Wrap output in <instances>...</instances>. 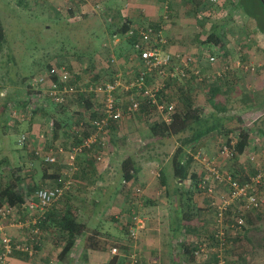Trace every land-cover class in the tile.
Returning a JSON list of instances; mask_svg holds the SVG:
<instances>
[{
  "label": "rangeland",
  "instance_id": "rangeland-1",
  "mask_svg": "<svg viewBox=\"0 0 264 264\" xmlns=\"http://www.w3.org/2000/svg\"><path fill=\"white\" fill-rule=\"evenodd\" d=\"M63 1L66 2V0H0V18L5 31V42L0 54V87L3 86L4 90L2 92L6 91L8 94H6L7 99L0 97V163L4 162V164L0 165V174L7 175L8 171L16 172L18 168L22 167L23 175L27 177L30 172L34 173L35 182H38L44 175V171L47 173L48 171L52 172L47 167H43L39 159L32 156L31 150L48 151L49 148L47 146L49 145H60V143L70 145L73 142V136L67 134L65 130L58 132L57 138L53 130L55 119L59 122H65L68 118H71L70 113L73 111L57 114L58 110L55 113H47L48 116L40 114L28 115L29 117L26 121L19 124L15 123L14 120L16 119L6 120L8 113L6 115L2 114V105L4 103H14L18 101V98H20L19 101L27 98L32 107L36 108L37 103H34L31 100L32 97H29L27 84H30L38 73L45 72L57 60H60L71 69L70 72L77 83H82L87 79L91 80L96 76L102 80L109 79L111 76L107 73L108 69L106 68L107 59L111 51L109 52V49L107 50L103 46L104 33L112 24L108 19L104 20V8L100 3L105 1L89 0L90 4L80 1L77 4L76 2L69 3L68 6ZM178 1L176 3L181 6L178 8L180 16L177 15L174 20H177V24H183L182 26L188 27L185 32L186 35L196 36L199 32L201 33V22L198 20L199 16L197 17L196 7L201 2L203 3V0ZM223 1L234 5L228 9L230 10V17L227 18L225 16L226 20L221 22L222 24H225V22L227 24L225 28L227 33L223 41L224 53H227L229 58L232 59V64L228 66V69L234 73V76L231 77V82L234 83L229 87H224V93L216 101L222 106L220 110H227L228 116L241 118L243 126L250 129L252 138L249 140L243 154H238L231 146L233 153L229 157H225L221 153V143L219 141H214L213 144L207 146L202 145L200 151L205 153L208 158L212 156V162L217 165L223 174H234L239 180H246L253 176L255 171L264 168V131L262 132L260 128L262 127L260 126V120L255 124V121L264 113V36L250 18V15H246L247 11L244 12L242 9L241 4L243 3L245 8H247L246 3L249 4V0ZM83 7H86L85 11L81 9ZM249 10L253 11L250 4ZM225 12L228 13L226 10ZM206 27L209 30V25ZM221 67L222 65L219 62L214 70L219 72ZM214 84L213 82L198 84L196 88L191 90L195 104L203 110L204 116L211 109L208 104L210 95L208 91ZM174 87L175 85L169 88V97L176 93L172 89ZM185 87L188 86L186 85ZM80 99L77 98L76 105L77 102L81 101ZM20 106L22 108L18 109V114L23 116L24 107ZM77 109L78 106H76L75 110ZM218 112L221 113V111ZM155 118L158 120L159 117L154 112L149 118H143V120L135 119L138 124L143 123L142 128L143 126L146 127V129H143L145 131L142 132V135L147 133L152 137L150 134L151 129L147 127L149 125L152 126L153 121H156ZM37 126V132L43 135V143L41 142L40 144H34V140L31 139V133L36 130ZM239 131L237 130L235 134H238ZM23 134L29 135L28 144H20L19 141ZM113 136L111 134V137ZM110 139L112 140L109 137ZM175 139L163 143L157 142L148 147L149 158H146L151 166L156 167L155 169L161 166H165V169L169 168V164L163 160L170 156V154L167 155L168 153L174 152L176 148ZM233 141L234 139H232L231 143H235ZM24 145L28 147L25 149ZM109 147H111L110 144ZM210 150L213 151L212 154ZM50 181L46 183L50 184L53 182ZM157 188L159 189L158 186ZM227 191L228 188L226 187L219 189L220 194ZM168 201H171V199ZM194 202L197 209L200 210L199 219L195 220L198 234H184L185 237H180V243L183 242L188 245L203 241L201 239L203 236L206 237L204 239H208L209 235L218 227L216 217L210 208L208 197L196 192ZM171 208L173 207L171 206ZM248 214L256 221L254 223L257 226H255L257 228L261 227V229L255 231L252 228L253 224L246 222L242 232L253 230L248 234L246 233L247 237L249 234L256 233L255 247L258 246L261 254L256 255V253L253 255L251 253L250 255L248 253L247 256L243 255L240 252L241 246L244 245L241 235L239 241L230 245L228 249V255L226 256L230 264H264V210L248 212L245 215L246 219L249 216ZM36 215L35 209L30 208V212L25 214L22 208L20 213L17 214L16 221H30L37 217ZM257 217L263 220L259 222L256 220ZM233 218L234 214L231 213L229 224ZM226 225H228L227 222ZM180 238L175 239V245H179L177 247L178 250H181L179 253L182 255L183 247L176 241H179ZM208 244L207 258H202L201 260L193 259L192 262L189 261L190 264H216V246L211 241ZM59 246L61 244L49 243L50 250L55 256L58 254ZM242 255L244 256L243 258H241ZM52 258L53 256L51 255L48 262L44 261L46 264H53ZM37 259L33 258L32 260L35 263ZM39 260L42 261V259ZM187 262L188 260L184 261V263Z\"/></svg>",
  "mask_w": 264,
  "mask_h": 264
},
{
  "label": "crops",
  "instance_id": "crops-1",
  "mask_svg": "<svg viewBox=\"0 0 264 264\" xmlns=\"http://www.w3.org/2000/svg\"><path fill=\"white\" fill-rule=\"evenodd\" d=\"M81 1L90 4L89 0ZM102 1H105L100 3L104 8V20L108 19L110 23L112 22L110 28L105 31L106 34L104 33L105 39L103 45L105 46V44H108L109 52L111 51L107 59L108 65L106 64V68L108 69L107 73L111 76L106 80L99 79V77L96 76L91 80L87 79L79 84H83L87 87L94 83L97 84L100 81L108 82L115 79V74L119 72L125 75L123 77L124 81H128L129 78H131L130 71H133V65L128 61L127 57L131 51L132 41L129 40L128 36L117 35V32L121 29V20H127L130 27L132 25L145 23L154 26L157 25L158 30L168 39L169 50L173 52H196L198 50L197 44H194L195 36H190L191 34L186 35L185 33L188 27L182 26L183 24L179 25L177 24V20H174L177 15L180 16V14H178V8L181 6L178 5L179 3H176L177 0H171L168 10L165 9V0ZM180 1L184 0H179L178 2ZM64 3L67 6L69 5L67 1ZM56 5L58 6L57 3ZM85 8L86 7H83L81 9L85 11ZM115 37L120 40L118 44L117 39L114 40ZM113 56L117 59L116 66L110 64V59ZM57 62L61 63L60 60H57ZM45 72L38 73L37 76ZM4 93L7 94V92L4 91L1 92V95H4ZM83 96H85V94ZM96 96L94 100L86 98V103L91 107L90 111L93 115L100 114L103 107V95L99 94L97 97ZM124 96L125 101H128V95L124 94L123 97ZM77 98L78 96L71 98L70 103L66 106L69 108L67 111L68 113L70 110L77 111L75 108L79 106L78 102L77 105L76 102H73L74 100L77 101ZM46 101L47 100H45L44 103L45 105L39 107L42 109L39 111L42 112L39 113L40 115L47 114L48 111L55 113V111L60 110L55 108L52 103ZM35 110L36 109H33L32 111L34 112ZM223 110L224 109H222L220 116L226 117L228 115L227 110ZM210 111L211 109L209 113L212 112ZM209 113H207V115ZM28 117L29 116H25L26 119ZM138 117L140 120H143L141 114H139V116L137 115L134 119H129L130 121L126 120L127 122L123 121L116 125L114 136L113 134V137H111V134L109 136L112 140L108 138V143L112 148L109 147L108 150L102 151L105 157L102 162H98L92 154H83L78 157L76 161L78 170L72 175L73 179L76 178V181L74 180V188L69 190L65 196L61 198V202L52 206L57 208V213L71 211L76 217V222L84 226V232L78 237L70 253L59 258L60 253L65 247L66 240L58 233L55 224L49 222V228L46 227V229H43L41 240L38 246H36V255L34 257V259L38 258L36 262L34 263L32 260L33 258H30L24 253L15 252L9 258L7 264H46L51 255L53 256V262L51 261L53 264H126V256L133 251L137 254V264H190L189 261L184 263V261H187V258L179 253V251H181L178 250L179 245H177L178 247L175 245V239L180 237L183 238L186 234H180L175 230L177 226L175 223L178 222L177 216L174 217V207L176 208L178 206L177 199L174 198L172 201L173 203L168 201L169 197L167 193L169 189L163 187L160 180L161 173L163 169H165V166L155 169L156 167L151 166L147 159L149 158L148 147L156 144L157 138H152L147 133L142 135V132L145 131L143 129H146V127L143 126L142 128L143 123L138 124L135 120ZM86 122L87 123H81L79 129L92 133L94 130L91 126L93 121L86 119ZM155 122L161 123L162 121L158 118V120L156 119V121H153L152 125H154ZM147 128L151 129V126L149 125ZM37 129L38 126L36 130L31 133V139L34 140V144H40L43 140V135L37 132ZM62 131H64V129ZM251 138L252 137H250V139ZM216 139V137L209 135L200 140V142L203 146H207L213 144ZM60 145L62 146L63 144L60 143ZM210 152L211 154L213 153L211 150ZM204 157L212 162V156L209 158L207 156ZM128 158L132 159L135 169V179L130 183L125 182L121 173L122 163ZM64 161L65 159L63 157L59 162L63 165ZM163 161L170 163V156ZM64 169H66V166L63 165L62 173H64ZM192 171L194 174H198L200 181H202L203 177L205 178L207 176V170L201 160L195 159L193 161ZM137 187L142 188L143 195L136 198L139 199V203H136L135 206L132 200V193L133 189ZM194 191L207 196L200 188V185L199 189ZM33 201L35 200L32 198L23 207L25 214L30 212V208L35 209L32 205ZM136 201L137 200H135V202ZM171 206L173 208H171ZM137 208H140L139 213L141 216L147 218L146 229L140 231L138 239L133 242L129 238L127 225L131 221L133 212L135 210L137 211ZM18 213H20V210H18ZM36 216H38V213ZM261 220L263 219H258L259 222ZM27 221L28 220L23 222L16 221L15 223H26ZM2 225L4 229H0V242L2 235L6 234L11 236L15 241L27 243L26 237L30 233L29 228L26 226L22 227L24 224L9 225L7 222H4ZM50 225L54 226L52 227ZM256 226L252 227L255 231L261 229V227L257 228ZM251 231H243L241 234L244 245L241 246L240 252L245 256H247L248 253L250 255L251 253L253 255L256 253V255L261 254V250L258 249V246H256L257 248L255 247L256 233L252 235L249 234L247 237V234ZM181 238L179 241L176 240L179 244H181ZM204 238L206 237H201V239ZM49 243L61 244L56 256L51 252ZM114 247L120 249L119 255H114L112 253ZM243 255L241 258L244 257ZM39 259H42V261L45 260L46 262H42Z\"/></svg>",
  "mask_w": 264,
  "mask_h": 264
},
{
  "label": "built area",
  "instance_id": "built-area-1",
  "mask_svg": "<svg viewBox=\"0 0 264 264\" xmlns=\"http://www.w3.org/2000/svg\"><path fill=\"white\" fill-rule=\"evenodd\" d=\"M69 3L79 0H66ZM211 5H217L221 0H207ZM170 0H165V9H169ZM204 16H211L212 12H204ZM126 36L132 41L131 51L128 54V61L133 65V71H130L128 81H124L125 76L122 72L115 74V79L108 82H98L87 87L76 83L72 73L67 65L62 62L51 64L50 68L40 76L33 78L28 88L35 94L32 96L36 106L45 105V100L61 109L68 106L71 98L86 93H95L103 95V107L101 109L102 117L92 122L93 132L86 138L83 144L71 151H66L62 146H57L48 151L37 149V155L47 163H57L64 157L63 165L66 166L62 177L53 181L48 186L36 192L35 201L32 205L37 210L38 216L26 223H15L18 209L4 204L0 206V229L3 230V223L24 224L29 228L27 243L15 241L9 235H2L0 242V264H7L9 258L15 253H24L30 258L36 255V246H38L43 234L40 226L41 221L46 219V213L49 209L59 202L66 192L71 190L74 185L72 175L77 168V155L83 150H92L98 156V162H102L105 157L102 151H106L109 138V127L112 124H119L125 120L134 119L140 113L143 104H146L157 113L159 119L170 124L177 108V102L169 99V83L178 84L181 87L185 83H211L214 77H223V73L228 70L226 65H222L221 71H215L219 59L215 56L203 52L198 55L192 52H173L169 50L168 39L162 32L152 24H140L129 26ZM118 37V36H117ZM115 37L114 40L117 39ZM117 39V44L119 43ZM105 46L108 48V44ZM117 59L113 56L110 64L116 66ZM218 72V73H217ZM113 77V78H114ZM124 94L128 95V101H125ZM124 100V101H123ZM127 100V99H126ZM46 101V102H47ZM35 107L29 108L32 111ZM12 119L23 120L24 115H19L12 111ZM29 136L23 134L20 144H26ZM96 149V150H95ZM225 157L232 153L229 147H224L221 152ZM196 160H201L207 170V176L201 181L200 188L206 193L210 200V208L213 211L218 227L214 233L218 245L216 246V263L230 264L225 255L228 253V240L241 236L243 228L246 226V214L252 211H259L264 207V169H258L257 172L246 182L239 181L231 174H223L214 162L208 161L204 156L198 155ZM126 184V183H125ZM218 187H226V193H219ZM143 195L140 187L133 189V204L139 203L136 198ZM135 200H137L135 202ZM34 203V204H33ZM136 206V205H135ZM139 209L135 210L131 216V221L127 225L129 238L135 242L138 239L140 231L146 229L147 218L141 216ZM231 213L234 218L230 221ZM15 221V222H14ZM10 222V223H9ZM226 222L228 225H226ZM207 245V244H206ZM204 245L195 253V260L207 258V248ZM114 255L120 254V249H112ZM126 264H137V254L135 251L126 256Z\"/></svg>",
  "mask_w": 264,
  "mask_h": 264
},
{
  "label": "trees",
  "instance_id": "trees-1",
  "mask_svg": "<svg viewBox=\"0 0 264 264\" xmlns=\"http://www.w3.org/2000/svg\"><path fill=\"white\" fill-rule=\"evenodd\" d=\"M21 1V0H20ZM81 0H79L77 3H79ZM171 2V0H170ZM75 3V2H73ZM242 3V2H241ZM75 4V5H76ZM189 4V3H188ZM246 3L247 8H245L244 4L242 3V9L244 12H246V15H250V18L253 20L255 25L257 26L258 30L261 32V34L264 36V0H249V4L252 5V10H249V4ZM170 6V4H169ZM234 5L230 3H226L223 0L220 1L217 5H211L207 0H203V3L201 2L200 5H198L197 8V17L198 20L201 22V33L199 32L195 36V43L198 46V50L196 52H192L194 55L201 54L203 52L209 54L210 56H215L219 59L220 63L222 65H226L227 67L232 64V59L229 58L227 53H224V39L226 36V27L227 24L221 23L226 20V17H230V10L229 8H232ZM228 11V13L225 12ZM212 12L211 16H204V12ZM73 13V11H72ZM227 14V15H226ZM226 16V17H225ZM232 18V16H231ZM223 20V21H222ZM122 25L119 32H117V35L126 36L127 31L129 29V22L127 23V20H121ZM209 25V30L206 27ZM155 28L158 30V26L155 25ZM5 42V31L1 22L0 18V54L3 49V44ZM239 51V50H238ZM228 56V57H227ZM51 66V65H50ZM48 67V69L50 68ZM47 69V70H48ZM241 70V69H240ZM71 71V69H70ZM238 72V70H237ZM234 73H232L229 69L223 73V77H214L213 83L214 86L210 87L209 89V98H208V104L211 107V113L204 116V112H202V109L198 107V105L195 104L193 95L191 90L196 88L198 84L193 83H185V86L188 87L181 88V85L176 82L175 87L172 88L176 91V95H173L172 97H169L171 101L177 102V108L175 111V114L173 116V121L170 124H166L164 122L158 123L155 122L154 125L151 126V136L152 138H157L156 142L163 143L165 141L171 140L172 138H176V148L173 153L170 154V163L168 169H163L161 173V184L166 189H169L167 196L169 199H171V203H173V199H177L178 206L174 207L175 215L174 217L177 218V226L175 227V230L179 232L180 234L185 233L186 235H195L198 234V227L196 226L195 220L199 219V212L200 210L197 209V206L194 202V196L195 191L199 189V185L201 184V181L198 177L197 173H193L192 171V164L195 160V157L198 155L205 156L206 154L200 151L202 149V144L200 140L203 138L212 135V137H216L217 139L214 140L216 142L221 143V151L224 147H230L233 146V149L238 154H243L248 146L251 134L250 129H247L243 126V121L240 117H232V116H220V113L218 111L222 106L218 104L216 101L218 97H220L224 93V87H229L234 82H231V77H233ZM106 82V81H105ZM201 85V84H200ZM169 86L172 87L173 84L169 83ZM2 90H4L3 86L0 87V97L3 99H7L6 93L4 95H1ZM28 94L34 95L35 93L31 91L28 88ZM84 95V94H83ZM83 95H77L78 98H81L78 103V109L77 111H73L70 113L71 118H68L65 122H59L56 119L53 123L54 131L56 133L55 137L57 138V133L61 130H66L67 134H71L73 136V142L71 145H62L66 151H71L73 148H77L81 146L86 138L90 136V132L82 131L79 129L80 124L86 122V119L89 121H95L102 117L101 113L97 115L91 114L89 105L86 103L85 98H89L90 100H94L95 96L97 94L95 93H86L85 96ZM94 95V96H93ZM83 96V97H81ZM98 96V95H97ZM96 96V97H97ZM32 97V96H30ZM20 98H18V101L14 103H4L3 106V112L2 114L6 115V120L8 121L11 118L12 111L19 112L18 109L22 108L20 105H22L24 108V114L25 116L28 115H37L42 109L39 108L41 106H37L34 112L29 111V108L32 104H30L27 101V98L25 100L19 101ZM33 101V99H31ZM85 100V101H83ZM73 102H76L74 100ZM103 105V104H102ZM213 108V110H212ZM69 108L62 107L57 114L67 113ZM67 110V111H66ZM48 111L47 113H49ZM70 112V111H69ZM155 111L147 106L146 104H143L141 107V111L139 114H141L142 118H149L151 117L152 113ZM94 113V112H93ZM139 114H137L139 116ZM45 116H48L47 114H44ZM136 115V116H137ZM89 117V118H88ZM8 118V119H7ZM139 118V117H138ZM76 119H79L76 121ZM261 121L260 127L262 129V132L264 131V113L255 121V124H257L258 121ZM11 121V119H10ZM15 123H24L26 121V118L21 120H14ZM117 124H112L109 127L110 134H114V130L116 129ZM240 128V129H239ZM237 130L239 131L238 134H235ZM109 134V136H110ZM29 136V135H28ZM237 137V138H236ZM232 139H234L231 143ZM237 139V140H236ZM29 143V141H28ZM26 143V144H28ZM20 146V145H19ZM58 145H49L47 146L49 149L53 148L54 150H57ZM61 146V145H60ZM109 143L107 145L108 150ZM28 146L24 145V148L26 149ZM233 149L231 148V151L233 153ZM31 150V149H30ZM96 150V149H95ZM37 149H32L31 154L36 159H39L41 163L43 164V167H47L51 170L44 171V175L39 179L38 182H35V175L30 172L29 175H23V169L18 168L16 172L8 171L6 174H0V206L7 204L11 207H15L18 210H21L32 198L35 199L36 192L49 184V180L55 181L62 177V170L63 165L61 162L57 163H47L44 161L43 158L37 155ZM47 151V150H44ZM83 154H92L96 158L98 156L97 150L96 153L92 150H83L82 153H79L77 155V159L79 156ZM96 160V159H95ZM4 164V162H1L0 165ZM264 169V168H263ZM135 169L134 164L132 162V159L128 158L126 161L122 163L121 167V173L122 178L125 180V182L130 183L135 179L134 175ZM257 171L254 172V174ZM233 177L237 178L234 174H231ZM250 179V177L246 180H239L241 182H246ZM76 181V178H74ZM50 181V182H51ZM74 181V184H75ZM74 188V185L71 189ZM221 187H218L220 189ZM67 193V192H66ZM65 193V194H66ZM65 196V195H64ZM62 200V199H61ZM58 203V202H57ZM264 208V207H263ZM263 208H261L259 211H262ZM51 209V210H50ZM49 211L46 213V219L41 221V228L43 229L49 228V222H53L51 224H55V227L58 230V233L62 235L66 242L65 247L63 248L62 252L59 255V258H62L70 253L73 246L75 245L76 240L79 236L82 235L84 232V226L82 224H79L76 222V217L72 214L71 211L65 212V213H57V208L51 207ZM178 209V210H177ZM213 212V211H212ZM254 212V211H252ZM248 218L246 221L249 224H253L255 226L256 224L251 217L250 214H248ZM259 217V216H258ZM258 217L256 220H258ZM55 222V223H54ZM193 223V224H192ZM52 226V225H50ZM54 226V225H53ZM52 226V227H53ZM217 229V228H216ZM216 229L209 235L208 239H203V241H198L196 244H186L181 243L180 245L183 247V256L187 258L188 261L192 262L193 259H195V253L200 249V247H203L204 245L208 246V242L211 241L215 246L218 245L217 239L214 236V233ZM244 229V228H243ZM239 237L235 238H229L228 240V246L232 245L234 243H237L239 241ZM225 255H228L226 253ZM217 264V263H216Z\"/></svg>",
  "mask_w": 264,
  "mask_h": 264
}]
</instances>
